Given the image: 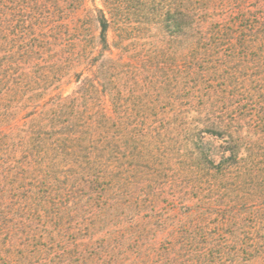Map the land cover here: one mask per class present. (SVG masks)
Instances as JSON below:
<instances>
[{"label": "trees", "instance_id": "trees-1", "mask_svg": "<svg viewBox=\"0 0 264 264\" xmlns=\"http://www.w3.org/2000/svg\"><path fill=\"white\" fill-rule=\"evenodd\" d=\"M0 264H264V0H0Z\"/></svg>", "mask_w": 264, "mask_h": 264}, {"label": "rangeland", "instance_id": "rangeland-1", "mask_svg": "<svg viewBox=\"0 0 264 264\" xmlns=\"http://www.w3.org/2000/svg\"><path fill=\"white\" fill-rule=\"evenodd\" d=\"M74 88H75V84L70 85L69 87H67L66 94L71 93V92L73 91Z\"/></svg>", "mask_w": 264, "mask_h": 264}]
</instances>
